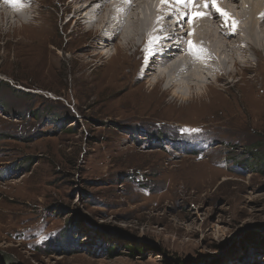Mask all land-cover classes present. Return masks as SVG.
Listing matches in <instances>:
<instances>
[{
    "label": "rangeland",
    "instance_id": "obj_1",
    "mask_svg": "<svg viewBox=\"0 0 264 264\" xmlns=\"http://www.w3.org/2000/svg\"><path fill=\"white\" fill-rule=\"evenodd\" d=\"M69 2L0 30V264H264V56L186 99Z\"/></svg>",
    "mask_w": 264,
    "mask_h": 264
},
{
    "label": "bare ground",
    "instance_id": "obj_2",
    "mask_svg": "<svg viewBox=\"0 0 264 264\" xmlns=\"http://www.w3.org/2000/svg\"><path fill=\"white\" fill-rule=\"evenodd\" d=\"M217 2L220 8L230 14L233 11L230 8L231 4L238 6L237 10L245 7V14H240L239 11L231 14V17L238 21L235 32L231 27H225L223 18L211 8L208 9L212 12L211 15L196 18L189 25L186 16L184 19H178L180 13L188 9L178 8L174 0H169L167 4H161L160 0H130V2L70 0L68 4H63L65 5L63 12L65 14L70 8L73 9L71 18L82 29L83 38L80 37L82 41H85V37L88 38V34H94L91 49L95 47V50L92 49L90 58L103 56L104 63L113 60L119 53H125L126 56L135 59V54L144 47L143 52L140 53L141 65H143L141 68L144 69L145 76L152 74L153 80L149 82L154 83V86L165 84L167 88L175 90L186 87L187 90L189 89L187 94L190 93L186 99H189L209 94L213 81L222 80L227 75L228 77L235 75V70H232L235 66L244 63L246 65L243 64L242 69L249 68L247 64L249 65L252 60L249 59L250 54L264 56V18L261 15L264 14V0H217ZM33 3H36V0H19L18 3L0 0V30L5 25L8 26L6 30L24 29L27 37L28 34L30 36L36 34V40L46 38L44 34L46 25L38 20L37 15H41L39 7H35ZM88 6L92 8L90 12L86 11L89 10ZM200 11H204L203 7ZM89 15H98L95 19L89 18L91 21L93 19V22L88 19L91 24L84 22ZM189 32L192 35L189 36ZM188 40L193 42L196 49H203V52H190ZM100 42L101 45L106 46L113 43V53L96 52ZM139 62L140 58H138ZM183 73L186 75H182ZM113 75L111 71H107L103 79ZM176 76L188 82L182 85L185 81L183 80L180 85L174 78ZM212 77H215V80ZM199 87H203V93L199 90L202 95L195 94V90ZM190 89L195 91L196 96L191 95Z\"/></svg>",
    "mask_w": 264,
    "mask_h": 264
},
{
    "label": "snow or ice",
    "instance_id": "obj_3",
    "mask_svg": "<svg viewBox=\"0 0 264 264\" xmlns=\"http://www.w3.org/2000/svg\"><path fill=\"white\" fill-rule=\"evenodd\" d=\"M10 2L18 3L19 0H10ZM125 2H130V0H125ZM169 0H160L161 4H167ZM174 3L177 7H183L188 9L186 12H181L178 19H184L187 17V22L189 25L193 23V20L196 18H201L205 15H211L212 12H209L208 9L211 8L214 13L219 14L220 17L223 18L224 26L231 27L232 31L235 32L238 21L231 17V14L226 10L219 7L217 0H174ZM203 7L204 11H200V8ZM262 18H264V14H261ZM188 35H192L191 32ZM188 49L190 52H203V49H196L191 40L187 41ZM151 54V51H150ZM193 132H197L199 130L193 129Z\"/></svg>",
    "mask_w": 264,
    "mask_h": 264
},
{
    "label": "trees",
    "instance_id": "obj_4",
    "mask_svg": "<svg viewBox=\"0 0 264 264\" xmlns=\"http://www.w3.org/2000/svg\"><path fill=\"white\" fill-rule=\"evenodd\" d=\"M257 238H259L258 240L260 241V245H264V235H257ZM110 249L111 250H113V247H110ZM129 251H132V252H136L137 251V249L136 248H127ZM138 250H140V249H138ZM107 251V250H106ZM3 262H4V264H9L10 262H9V260L8 259H3Z\"/></svg>",
    "mask_w": 264,
    "mask_h": 264
}]
</instances>
